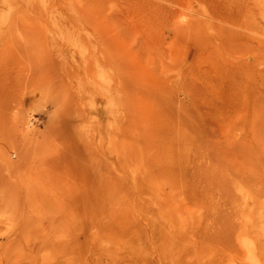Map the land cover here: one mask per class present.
Returning a JSON list of instances; mask_svg holds the SVG:
<instances>
[{"label": "rangeland", "instance_id": "374dc122", "mask_svg": "<svg viewBox=\"0 0 264 264\" xmlns=\"http://www.w3.org/2000/svg\"><path fill=\"white\" fill-rule=\"evenodd\" d=\"M0 264H264V0H0Z\"/></svg>", "mask_w": 264, "mask_h": 264}]
</instances>
